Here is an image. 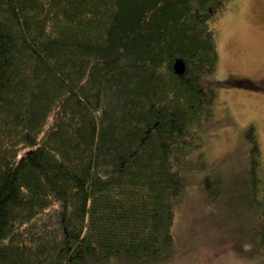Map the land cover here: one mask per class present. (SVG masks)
Listing matches in <instances>:
<instances>
[{
	"label": "trees",
	"instance_id": "trees-1",
	"mask_svg": "<svg viewBox=\"0 0 264 264\" xmlns=\"http://www.w3.org/2000/svg\"><path fill=\"white\" fill-rule=\"evenodd\" d=\"M230 1L0 0V264H264L254 128L210 160Z\"/></svg>",
	"mask_w": 264,
	"mask_h": 264
},
{
	"label": "rangeland",
	"instance_id": "rangeland-1",
	"mask_svg": "<svg viewBox=\"0 0 264 264\" xmlns=\"http://www.w3.org/2000/svg\"><path fill=\"white\" fill-rule=\"evenodd\" d=\"M217 18L220 20L215 24L219 32L220 60L217 69L208 79L223 81L234 75L250 79L256 84L255 89L244 86L216 88L218 100H222V104L219 116L215 115L211 119L209 141H213L214 137L218 139L214 143L217 147L210 150V160L222 163L224 173L221 176L223 182L229 184L235 183V177L241 172L238 162L244 161L246 153L249 155L251 151L247 144L250 141L247 133L250 127L254 128L251 133L258 138L260 161L264 165V0H231ZM216 108L215 105L214 110ZM218 120L220 124L215 123ZM251 164L248 162L246 166ZM191 204L194 205L188 211L194 209L200 215L201 210L196 208V204H199H195V200ZM188 217L190 214L180 220L182 229L186 228ZM199 232L203 239L214 238L209 235V230L203 232L201 228ZM223 253L225 250L220 252Z\"/></svg>",
	"mask_w": 264,
	"mask_h": 264
},
{
	"label": "flooded vegetation",
	"instance_id": "flooded-vegetation-1",
	"mask_svg": "<svg viewBox=\"0 0 264 264\" xmlns=\"http://www.w3.org/2000/svg\"><path fill=\"white\" fill-rule=\"evenodd\" d=\"M238 78H241V77H238ZM246 80H248V79H246ZM243 82L245 83V80L244 79H237V83L243 84Z\"/></svg>",
	"mask_w": 264,
	"mask_h": 264
},
{
	"label": "water",
	"instance_id": "water-1",
	"mask_svg": "<svg viewBox=\"0 0 264 264\" xmlns=\"http://www.w3.org/2000/svg\"><path fill=\"white\" fill-rule=\"evenodd\" d=\"M182 69V64L177 65V70L180 71Z\"/></svg>",
	"mask_w": 264,
	"mask_h": 264
}]
</instances>
